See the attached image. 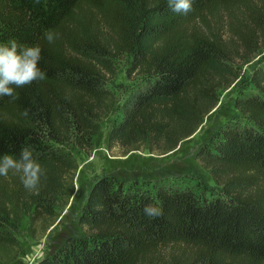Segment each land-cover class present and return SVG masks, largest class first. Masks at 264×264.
Wrapping results in <instances>:
<instances>
[{
    "label": "trees",
    "instance_id": "trees-1",
    "mask_svg": "<svg viewBox=\"0 0 264 264\" xmlns=\"http://www.w3.org/2000/svg\"><path fill=\"white\" fill-rule=\"evenodd\" d=\"M87 12H94L90 21ZM95 13L117 30L113 52L99 40ZM195 14L213 16L204 33L185 27ZM216 18L227 19L221 31ZM80 25L82 34L69 28ZM46 31L57 34L53 43ZM13 38L41 47L47 76L16 89L15 101L0 97V156L19 157L27 148L45 175L38 193L18 174L0 176V264L19 259L24 220L35 239L57 224L75 191L77 150L93 152L115 110L109 146L168 154L197 132L248 67L238 114L196 152L213 186L201 177L190 183L106 173L94 182L76 229L36 264H264V0H192L186 15L172 12L167 0H0V43ZM90 47L102 55L97 62ZM117 57L144 81L123 103L107 84ZM149 204L163 214L146 216Z\"/></svg>",
    "mask_w": 264,
    "mask_h": 264
},
{
    "label": "rangeland",
    "instance_id": "rangeland-1",
    "mask_svg": "<svg viewBox=\"0 0 264 264\" xmlns=\"http://www.w3.org/2000/svg\"><path fill=\"white\" fill-rule=\"evenodd\" d=\"M256 4L261 5L260 1H256ZM221 11L218 8V13ZM86 15H88V21H90L94 17V12L90 14L87 12ZM95 16V21H99V27L104 32L103 35L98 34L99 37L101 36L99 40L101 44L106 43L109 52H113L117 30L107 17L103 18L97 13H95ZM198 16L193 15L192 19L185 24L188 31L204 33L206 23L213 18V16L205 15L199 19ZM78 18L82 24L86 20L83 14L78 15ZM226 21V18L223 22L220 18H216L217 27L220 31L223 29V23L224 28L226 27ZM82 27L83 25L78 26V28H75V26L69 28L70 30H78V34H82ZM89 29L96 33L95 23L90 24ZM228 29L226 28L225 31ZM153 43H159V39L156 38ZM88 50H90L88 53L89 58L94 62H97V58L102 56L97 53L95 47H90ZM108 56L110 57V55ZM112 62L116 73L114 76L107 73V84L119 95L120 103H123L130 92L141 88L144 81L138 71H133L128 67L125 59L117 57ZM244 70L246 72L245 79L224 90L219 104L207 115L197 132L182 141L175 150L168 154L158 155L148 150L132 151L124 154L120 146H109L110 127L120 114V110H115L103 123L102 130L95 140L93 152L87 154L84 151L78 152L77 150L75 156L79 167L74 177L75 191L69 204L61 211L57 224L48 231L46 236L35 239L26 231L27 222L25 220L22 222L18 236L23 249L19 259L14 264H36L41 256L44 257L55 248L57 242L74 231L81 209L94 182L106 173L114 172L121 178L179 176L183 181L190 183H194L196 178L201 177L213 186L214 181L201 168L196 152L229 117L238 114L235 99L240 90L249 82L247 78L251 73L249 67ZM248 89H253V85H250Z\"/></svg>",
    "mask_w": 264,
    "mask_h": 264
},
{
    "label": "clouds",
    "instance_id": "clouds-1",
    "mask_svg": "<svg viewBox=\"0 0 264 264\" xmlns=\"http://www.w3.org/2000/svg\"><path fill=\"white\" fill-rule=\"evenodd\" d=\"M167 5L176 14L186 15L192 11V0H167ZM44 38L53 43L57 34L46 31ZM41 58L39 45H22L15 38L0 43V97L7 96L15 101L19 99L16 89L45 80L47 74L39 66ZM28 111L25 109L22 115L28 116ZM10 171L20 176L27 191L38 193L45 170L29 149H22L19 157L12 154L0 156V176L7 177ZM144 213L149 217L163 214L160 207L152 204L145 206Z\"/></svg>",
    "mask_w": 264,
    "mask_h": 264
}]
</instances>
